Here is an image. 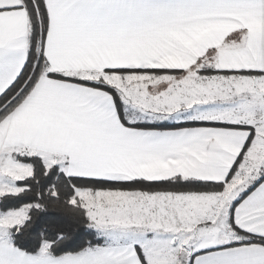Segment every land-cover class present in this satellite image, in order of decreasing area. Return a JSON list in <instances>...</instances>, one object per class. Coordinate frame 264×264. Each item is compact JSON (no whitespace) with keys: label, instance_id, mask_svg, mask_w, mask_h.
Listing matches in <instances>:
<instances>
[{"label":"snow or ice","instance_id":"1","mask_svg":"<svg viewBox=\"0 0 264 264\" xmlns=\"http://www.w3.org/2000/svg\"><path fill=\"white\" fill-rule=\"evenodd\" d=\"M0 264H264V0H0Z\"/></svg>","mask_w":264,"mask_h":264}]
</instances>
